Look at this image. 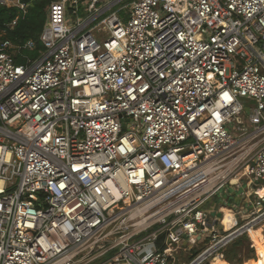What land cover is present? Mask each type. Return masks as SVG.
<instances>
[{
	"label": "built area",
	"instance_id": "2783aa9c",
	"mask_svg": "<svg viewBox=\"0 0 264 264\" xmlns=\"http://www.w3.org/2000/svg\"><path fill=\"white\" fill-rule=\"evenodd\" d=\"M4 33L0 264H203L264 224V0H52L34 58Z\"/></svg>",
	"mask_w": 264,
	"mask_h": 264
},
{
	"label": "trees",
	"instance_id": "16d2710c",
	"mask_svg": "<svg viewBox=\"0 0 264 264\" xmlns=\"http://www.w3.org/2000/svg\"><path fill=\"white\" fill-rule=\"evenodd\" d=\"M28 5V10L25 15L21 14V11L17 7H0V29H4L5 33L1 37V40L9 39L15 43L25 42L33 40L36 43V49L32 52L27 51L32 58L38 55V52L43 49V45L40 41V35L46 23L47 8L52 0H22ZM16 25L9 27V24L18 17ZM18 63L22 62L21 58H17ZM221 196L214 197L211 203H207L205 208L210 212L217 210L218 199ZM226 205H233L237 202V196L227 195ZM166 234L162 235L159 239V246H162ZM186 256H178L176 264H183L193 260L199 253L200 249L184 248ZM225 260L231 264H243L244 261H249L256 258L255 248L252 246V241L248 234H243L235 238L231 243L227 245L224 250Z\"/></svg>",
	"mask_w": 264,
	"mask_h": 264
},
{
	"label": "rangeland",
	"instance_id": "374dc122",
	"mask_svg": "<svg viewBox=\"0 0 264 264\" xmlns=\"http://www.w3.org/2000/svg\"><path fill=\"white\" fill-rule=\"evenodd\" d=\"M48 17H49V7L47 8L46 21L48 20ZM244 104H245L246 109H251V108H253V107L255 106V103H254L253 101H251V100H246V101H244ZM240 118H241V120H242V122H243L244 124L246 123V129H247V131H252L253 128H252V125H251V122H250V116H249V114H248V111L243 112V113L240 115ZM247 181H248V179H247L246 177H244L243 180H242V184H240V187H238V188H239V192H243V191H245V190H246V191L249 190V188H250L251 186H249V185L247 184ZM259 186L264 187V182L261 183V184H259ZM246 191H245V192H246ZM240 195L243 196V197H245V198L243 199V202H241L239 206H244V207H246V209H247V207H249V205H250L248 201H252V200L254 201V200H255V199H254V196H252V197L249 198V197L247 196V194L242 195V194L240 193ZM174 199H175V197H174L172 200H174ZM213 200H214V197H213V198L210 200V202H209V203H211V205H212V203H213V202H212ZM221 201H222V203H220V201L217 202V203H218V207H217V210H218V211H219L220 209H222L223 207H229V208H232V207H233V208H235V205H234V206H232V205H230V204H229V206H225V205H223L225 201L228 202V201H227V197H226L225 195H223V199H221ZM244 203H246V204H244ZM119 208H120V205L116 206V210H118ZM223 211H224V213H229V212H230V211H228V209H223ZM147 216H148V213L139 216V217H138L136 220H134V221H131V222L129 223V228H125L126 232H128V233H129V232H133L134 229L137 228V226H134L133 224H135V222H138V221L144 219V218L147 217ZM142 217H143V218H142ZM245 221H246V220H245ZM235 222H236V217L233 216L231 219H229V221H228L225 225H226V227L230 228V227L232 226V224H234ZM242 224H244V222H243V221H240V226H241ZM257 228H258V230H259V231H258V236H259V238H260V239H262V238L264 239V224L258 226ZM142 236H144V235H142ZM142 236L135 238V240L141 238ZM251 241H252V240H251ZM203 246H204V245H199V246H195V248H196L197 250H199V249L203 248ZM185 247H187V246H186L185 244H183L182 247H181V249L178 250V252H177V257L180 256V255H182L181 253H183V255L186 256V253H184V248H185ZM193 248H194V247H193ZM255 252H256V251H255ZM224 256H225V254H224ZM257 256H258V255H256V257H257ZM105 259H106V258L96 260V261L93 262V264H98V263L102 262V261L105 260ZM223 259L225 260V257H224ZM212 260H213V258H211V259L205 261L203 264H211ZM245 264H246V262H245Z\"/></svg>",
	"mask_w": 264,
	"mask_h": 264
},
{
	"label": "bare ground",
	"instance_id": "6f19581e",
	"mask_svg": "<svg viewBox=\"0 0 264 264\" xmlns=\"http://www.w3.org/2000/svg\"><path fill=\"white\" fill-rule=\"evenodd\" d=\"M257 193L260 194L261 196H264V189L260 188L257 191ZM227 208H229V207H223V209H227ZM229 217H230V212L225 213L224 219L226 221L223 220L224 224H226L228 222L227 219H229ZM258 231H259L258 228H256V229L251 228L249 231L250 237H251L253 244H254V247L256 249V255H258V256L255 259H251V260L247 261L246 264H264V239L259 238ZM211 264H229V263L226 262V260H224L221 256H216L213 258Z\"/></svg>",
	"mask_w": 264,
	"mask_h": 264
},
{
	"label": "crops",
	"instance_id": "0c3cea01",
	"mask_svg": "<svg viewBox=\"0 0 264 264\" xmlns=\"http://www.w3.org/2000/svg\"><path fill=\"white\" fill-rule=\"evenodd\" d=\"M231 190H233V192L232 193H230V195H233V196H237V202L234 204L235 206H238L241 202H243V199L245 198V197H243V196H241L240 195V193L241 192H239V190H237V188L236 187H233ZM242 195H244L243 193H241ZM227 195V194H226ZM218 196V195H217ZM220 198V197H219ZM218 201H220V199H218ZM229 211H230V217H229V219H231L233 216H234V213H233V210H231L230 208H227ZM229 219H227L228 221H229ZM223 220H225V219H223ZM226 221V220H225ZM252 243H253V241H252ZM253 247H254V244H253ZM255 248V247H254ZM255 251H256V249H255ZM245 262H247V261H244L243 262V264H245Z\"/></svg>",
	"mask_w": 264,
	"mask_h": 264
},
{
	"label": "water",
	"instance_id": "95a60500",
	"mask_svg": "<svg viewBox=\"0 0 264 264\" xmlns=\"http://www.w3.org/2000/svg\"><path fill=\"white\" fill-rule=\"evenodd\" d=\"M212 216H216L218 219L222 217V213L220 211H212L211 212ZM228 262V261H227ZM229 263V262H228ZM231 264V263H229Z\"/></svg>",
	"mask_w": 264,
	"mask_h": 264
}]
</instances>
